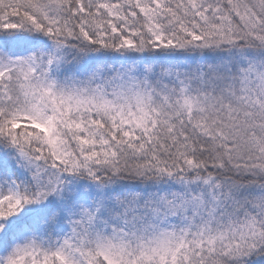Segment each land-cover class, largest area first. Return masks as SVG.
<instances>
[{
	"label": "snow or ice",
	"instance_id": "1",
	"mask_svg": "<svg viewBox=\"0 0 264 264\" xmlns=\"http://www.w3.org/2000/svg\"><path fill=\"white\" fill-rule=\"evenodd\" d=\"M0 264H264V0H0Z\"/></svg>",
	"mask_w": 264,
	"mask_h": 264
}]
</instances>
